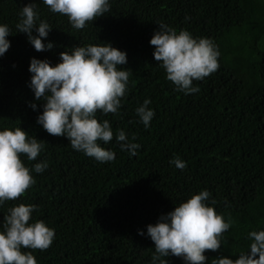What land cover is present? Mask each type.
Masks as SVG:
<instances>
[{
	"label": "trees",
	"instance_id": "1",
	"mask_svg": "<svg viewBox=\"0 0 264 264\" xmlns=\"http://www.w3.org/2000/svg\"><path fill=\"white\" fill-rule=\"evenodd\" d=\"M30 2L52 27L49 51H35L26 35L16 32L19 11ZM158 22L216 45L219 68L193 81L199 92L174 90L154 60L149 41ZM0 23L12 31L11 46L0 57V130L20 127L44 143L35 160L21 157L27 167L48 163L43 173H32L36 183L22 197L0 207V222L10 207L38 206L29 222L43 220L55 229V239L44 251L23 249L37 264H151L154 244L147 225L201 190L211 193L215 210L232 222L220 250L205 252L207 264L248 251L249 232L264 230V0H110V11L80 30L42 0H0ZM99 43L126 52L121 67L130 76L119 114L98 111V122L109 120L114 133L135 135L140 145L132 156L120 149L115 135L100 142L115 153L107 163L37 124L44 101H36L28 86L31 58L54 66L61 52ZM145 99L155 112L147 129L135 113ZM33 102L35 111L29 107ZM175 158L186 167L170 163ZM163 259L184 264L175 256Z\"/></svg>",
	"mask_w": 264,
	"mask_h": 264
},
{
	"label": "clouds",
	"instance_id": "2",
	"mask_svg": "<svg viewBox=\"0 0 264 264\" xmlns=\"http://www.w3.org/2000/svg\"><path fill=\"white\" fill-rule=\"evenodd\" d=\"M53 13L66 15L70 25L84 29L88 22L110 11V0H42ZM15 25L17 33H23L35 51H49L54 47L46 42L52 27L40 19L37 3L30 2L19 11ZM159 28L149 43L154 46L153 58L165 70L166 79L174 90L188 94L200 91L193 81H201L219 68V51L210 38L194 37L188 30L157 23ZM12 31L7 24L0 23V57L8 51ZM127 64L125 51L110 43L75 46L69 53H60V62L51 65L47 59H30V90L36 101H44L43 110L36 123L53 136H63L71 147L97 162L107 163L115 159V153L105 149L113 136L122 151L134 156L140 145L134 143L124 130L115 133L109 120L98 122L97 112L118 115L121 100L126 95L130 71L121 67ZM149 99L135 109L139 122L147 129L155 116L148 105ZM37 110L36 103H30ZM44 143L30 136L20 127L0 130V207L6 201L22 197L35 185L32 173L40 174L48 168L42 161L32 168L25 165L35 160L44 150ZM170 163L184 169L186 163L178 158ZM211 193L201 190L174 210L162 214L155 224L147 225L146 234L154 244L151 264H168L169 256L179 257L184 264H207V250L217 252L224 241V233L231 226L222 214L215 210ZM38 206L20 203L8 208L0 222V264H37L31 251L47 250L55 239V229L46 226L43 220L29 222ZM139 235H145L138 230ZM252 241L248 251H241L238 258L220 256L212 264H264V230L251 231Z\"/></svg>",
	"mask_w": 264,
	"mask_h": 264
}]
</instances>
